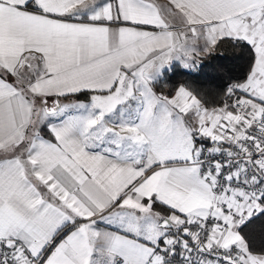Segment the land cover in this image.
Masks as SVG:
<instances>
[{
  "label": "snow or ice",
  "instance_id": "snow-or-ice-1",
  "mask_svg": "<svg viewBox=\"0 0 264 264\" xmlns=\"http://www.w3.org/2000/svg\"><path fill=\"white\" fill-rule=\"evenodd\" d=\"M0 264H264V0H0Z\"/></svg>",
  "mask_w": 264,
  "mask_h": 264
},
{
  "label": "trees",
  "instance_id": "trees-1",
  "mask_svg": "<svg viewBox=\"0 0 264 264\" xmlns=\"http://www.w3.org/2000/svg\"><path fill=\"white\" fill-rule=\"evenodd\" d=\"M223 55L229 56V57H233V56H240L241 55V51L240 49H229L227 51H223L222 52ZM225 63H229V61H224ZM245 61H237V64H243ZM208 63H213V61L211 59H209ZM209 72H211V69L208 70ZM180 79H184V77H179ZM260 225L258 224L257 227H259Z\"/></svg>",
  "mask_w": 264,
  "mask_h": 264
}]
</instances>
